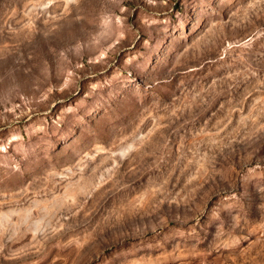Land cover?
Instances as JSON below:
<instances>
[{"label":"rangeland","instance_id":"374dc122","mask_svg":"<svg viewBox=\"0 0 264 264\" xmlns=\"http://www.w3.org/2000/svg\"><path fill=\"white\" fill-rule=\"evenodd\" d=\"M0 264H264V0H0Z\"/></svg>","mask_w":264,"mask_h":264}]
</instances>
